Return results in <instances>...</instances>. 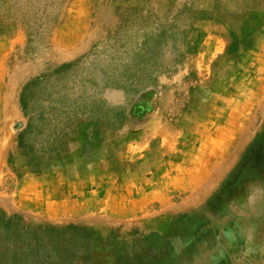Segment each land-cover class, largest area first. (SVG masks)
Masks as SVG:
<instances>
[{"label": "rangeland", "instance_id": "1", "mask_svg": "<svg viewBox=\"0 0 264 264\" xmlns=\"http://www.w3.org/2000/svg\"><path fill=\"white\" fill-rule=\"evenodd\" d=\"M263 211L264 0H0V264H264Z\"/></svg>", "mask_w": 264, "mask_h": 264}, {"label": "bare ground", "instance_id": "2", "mask_svg": "<svg viewBox=\"0 0 264 264\" xmlns=\"http://www.w3.org/2000/svg\"><path fill=\"white\" fill-rule=\"evenodd\" d=\"M254 201H256V200H254ZM256 204H257V202H256ZM258 204H259V202H258ZM262 209V208H261ZM264 212V211H263ZM238 220V219H237ZM252 221V220H251ZM255 224V223H254ZM256 226V225H255ZM233 227V226H232ZM250 227V226H249ZM251 231V230H250ZM236 232V231H235ZM252 234V233H251ZM241 235V234H240ZM253 236V235H252ZM261 236V235H260ZM215 237V236H214ZM264 239V238H263ZM258 240V239H257ZM222 242V241H221ZM226 242V241H225ZM224 244V243H223ZM218 246V245H217ZM227 246V245H226ZM260 247H261V245H260ZM223 258V257H222ZM218 259V258H217ZM219 260H220V258H219ZM221 261V260H220ZM222 263V262H221Z\"/></svg>", "mask_w": 264, "mask_h": 264}, {"label": "trees", "instance_id": "3", "mask_svg": "<svg viewBox=\"0 0 264 264\" xmlns=\"http://www.w3.org/2000/svg\"><path fill=\"white\" fill-rule=\"evenodd\" d=\"M23 107H25L24 102H23Z\"/></svg>", "mask_w": 264, "mask_h": 264}]
</instances>
